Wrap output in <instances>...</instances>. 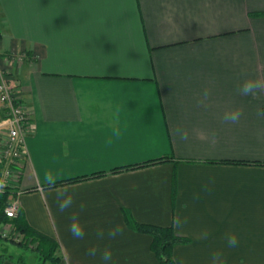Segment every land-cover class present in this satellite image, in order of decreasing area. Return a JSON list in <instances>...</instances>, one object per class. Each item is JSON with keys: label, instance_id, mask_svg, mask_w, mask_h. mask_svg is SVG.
<instances>
[{"label": "crops", "instance_id": "obj_1", "mask_svg": "<svg viewBox=\"0 0 264 264\" xmlns=\"http://www.w3.org/2000/svg\"><path fill=\"white\" fill-rule=\"evenodd\" d=\"M0 72L32 123L11 188L59 264H160L127 216L188 238L177 264H264V166L230 163L264 162V0H0Z\"/></svg>", "mask_w": 264, "mask_h": 264}, {"label": "trees", "instance_id": "obj_2", "mask_svg": "<svg viewBox=\"0 0 264 264\" xmlns=\"http://www.w3.org/2000/svg\"><path fill=\"white\" fill-rule=\"evenodd\" d=\"M174 160L173 156H164L157 159L145 161L138 164L128 165L123 168H117L112 170L113 173L121 171H129L133 169H139L148 167L151 165L161 164L167 161ZM230 163H245L264 166V162L261 161H232ZM106 173L100 172L92 174L91 176H84L79 178L69 179L59 183H51L45 186L57 187L60 185L103 176ZM173 194H176V177H174V189ZM176 196V195H175ZM11 197H16V192L12 188H6L0 194V226H11L12 234L19 235V239L14 238H2L0 236V264H4L6 261H10L15 264H31L27 253L32 252L36 255L37 261L34 264H59L63 259V253L59 242L53 237L44 234L37 229L31 227L26 218L23 216L22 211L19 212V216L14 219H10L5 214V207ZM128 226L137 232L149 234L152 237L151 250L157 257L160 264H177L173 257V250L175 246L181 244H187L190 240L186 237L177 235L174 227L171 226H159L139 223L136 220L127 216ZM9 243L17 244L21 249L18 255L9 253ZM33 260V259H32Z\"/></svg>", "mask_w": 264, "mask_h": 264}, {"label": "built area", "instance_id": "obj_3", "mask_svg": "<svg viewBox=\"0 0 264 264\" xmlns=\"http://www.w3.org/2000/svg\"><path fill=\"white\" fill-rule=\"evenodd\" d=\"M0 194L13 187L23 172L24 160L27 158V137L31 133V117L27 106L19 100L14 91V86L0 72ZM8 218L19 216L20 208L16 197L9 199L5 207ZM0 226L2 238L19 239V235L12 234L11 228Z\"/></svg>", "mask_w": 264, "mask_h": 264}, {"label": "clouds", "instance_id": "obj_4", "mask_svg": "<svg viewBox=\"0 0 264 264\" xmlns=\"http://www.w3.org/2000/svg\"><path fill=\"white\" fill-rule=\"evenodd\" d=\"M260 88V84L257 81L248 80L245 81L243 84V87L240 89L242 94L249 95L254 94L258 89ZM240 112L239 111H233L229 114L225 115L226 121H231L232 123H236L239 120ZM63 193L60 194L61 197H63ZM72 204V198L68 196L67 198H63L60 203L61 210L68 208ZM69 231L73 234L75 237H82L84 235V229L83 227L77 222L73 221L71 225L69 226ZM120 228L119 226L115 227L113 231L111 232L112 236H115L119 233ZM227 244L229 247H235L238 244V237L236 235H228L227 236ZM112 251L110 249H105L102 254V259L104 261V264H110V261L112 260ZM211 264H225L221 253L217 252L214 253L211 259Z\"/></svg>", "mask_w": 264, "mask_h": 264}, {"label": "rangeland", "instance_id": "obj_5", "mask_svg": "<svg viewBox=\"0 0 264 264\" xmlns=\"http://www.w3.org/2000/svg\"><path fill=\"white\" fill-rule=\"evenodd\" d=\"M12 198V197H11ZM8 245V249H9V253L11 254H15V255H18L20 252H21V249L18 247L17 244H14V243H9L7 244ZM29 259H30V263L31 264H34L36 263L37 261H34V260H37L36 259V255L32 252H29L27 253ZM33 259V260H32Z\"/></svg>", "mask_w": 264, "mask_h": 264}]
</instances>
